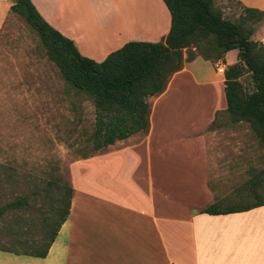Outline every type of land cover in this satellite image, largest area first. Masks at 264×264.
<instances>
[{
  "label": "crops",
  "instance_id": "crops-1",
  "mask_svg": "<svg viewBox=\"0 0 264 264\" xmlns=\"http://www.w3.org/2000/svg\"><path fill=\"white\" fill-rule=\"evenodd\" d=\"M13 1L0 0V28ZM233 1L264 11V0ZM31 2L98 62L128 41H161L170 29L163 0ZM255 33L264 40V20ZM205 61L214 66L200 55L184 61L165 89L148 98L146 132L71 163L68 215L44 256L0 247V264H264V203L200 211L216 202L211 181L241 153L225 147L227 135L217 131L226 112L224 74L205 75ZM223 61H237V49Z\"/></svg>",
  "mask_w": 264,
  "mask_h": 264
},
{
  "label": "rangeland",
  "instance_id": "rangeland-1",
  "mask_svg": "<svg viewBox=\"0 0 264 264\" xmlns=\"http://www.w3.org/2000/svg\"><path fill=\"white\" fill-rule=\"evenodd\" d=\"M213 5L233 21L241 11L233 0H213ZM255 35L254 31L250 40L261 42ZM187 54L201 55L194 46L183 49V56ZM211 61L214 66L203 63L205 75L214 72L217 63L225 64L223 58ZM194 68L197 73L201 70ZM239 80L245 90L252 88L248 70ZM94 118L91 97L68 85L36 31L9 10L0 28V206L19 198L24 202L0 215V247L15 251L44 247L57 198L62 187L71 184V163L105 148L93 149ZM216 124L220 125L217 131L227 135L225 147L241 151L233 158L235 165L227 163L228 171L209 184L216 202H251L256 192L264 200V178L254 190L250 183L264 168L263 143L248 122H232L227 112ZM231 134L236 136L229 140Z\"/></svg>",
  "mask_w": 264,
  "mask_h": 264
},
{
  "label": "trees",
  "instance_id": "trees-1",
  "mask_svg": "<svg viewBox=\"0 0 264 264\" xmlns=\"http://www.w3.org/2000/svg\"><path fill=\"white\" fill-rule=\"evenodd\" d=\"M170 13V29L161 41H128L111 51L102 61L82 55L73 40L53 28L37 11L31 0H14L10 11L22 17L38 34L47 57L77 93L89 95L94 105L93 149L149 127L150 96L161 93L171 77L192 56L183 49L194 46L205 59L223 58L226 51L237 49V61L225 66L224 94L226 112L232 122L246 121L264 145V40L250 36L264 20V11L240 2L236 20L222 16L213 0H163ZM205 41L207 42L205 46ZM213 51L214 55L209 52ZM251 74L252 88L245 90L239 77ZM86 157V156H85ZM264 178V168L251 179L254 190ZM57 198L54 222L42 249L28 253L44 256L61 223L68 215L71 186H63ZM254 201L219 205L213 202L200 211L217 214L249 209L264 203L256 192ZM23 198L0 206V215L23 204Z\"/></svg>",
  "mask_w": 264,
  "mask_h": 264
},
{
  "label": "built area",
  "instance_id": "built-area-1",
  "mask_svg": "<svg viewBox=\"0 0 264 264\" xmlns=\"http://www.w3.org/2000/svg\"><path fill=\"white\" fill-rule=\"evenodd\" d=\"M216 72L219 73V74H224V71H225V64L222 63V62H219L216 64Z\"/></svg>",
  "mask_w": 264,
  "mask_h": 264
}]
</instances>
